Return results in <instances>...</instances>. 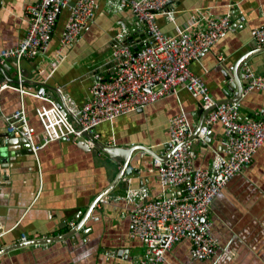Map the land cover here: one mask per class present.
I'll list each match as a JSON object with an SVG mask.
<instances>
[{
    "label": "crops",
    "instance_id": "crops-1",
    "mask_svg": "<svg viewBox=\"0 0 264 264\" xmlns=\"http://www.w3.org/2000/svg\"><path fill=\"white\" fill-rule=\"evenodd\" d=\"M36 1L0 0V49L21 41L29 26L28 7ZM67 1L73 4L76 0ZM229 4L233 6L229 8ZM195 8H203L212 16L230 10L237 26L235 32L226 34L200 60L192 63L212 96L217 101L225 100L226 75H231L243 55L260 48L252 30L264 25V0H179L177 23H188ZM69 15L68 8L60 13L47 52L20 63L13 59L5 62L4 72L15 75L17 81L21 67L26 91L21 93L15 82L0 96V149L2 141L9 140L13 151L11 157L0 161V224L9 230L0 236V249L20 243L22 235L27 240L49 242L5 252L0 255V264H116L137 258L145 248L140 240L130 237L133 204L125 198L127 191L147 186L152 197L174 193L162 186L154 157L147 151L136 150L130 162L132 173L96 203L117 177L121 163L98 147L85 151L78 143L67 140L50 142L37 156L29 152L24 138L7 136L4 115L23 103L33 124L40 128L35 109L50 105L46 98L36 95L42 89L48 97L61 101L58 87H62L65 94L83 104L89 98L92 73L106 70L113 55V40L124 26L132 31L134 38H139L140 46L148 42L145 33L138 31L132 10L118 9L110 0H98L95 17L76 41L58 54L56 49ZM159 23L165 32H175L174 25L164 15L159 17ZM247 62L257 72L264 73V51L251 53ZM241 65L238 74L245 88ZM237 92L228 93L234 98ZM240 106L243 120L264 116V89L246 93ZM181 110L197 127L203 116L199 100L181 90L179 96L166 97L114 122L102 123L98 142L122 148L144 145L168 154L165 147L169 139L168 123ZM223 132L222 124L217 122L210 127L208 142L195 140L197 167L211 165L215 152L222 148ZM212 211L213 231L221 245L218 253L204 261L193 260L191 240L185 239L167 252L163 264H264V144L253 161L221 190ZM88 214L83 227L70 235ZM60 236L66 237L60 239Z\"/></svg>",
    "mask_w": 264,
    "mask_h": 264
},
{
    "label": "built area",
    "instance_id": "built-area-1",
    "mask_svg": "<svg viewBox=\"0 0 264 264\" xmlns=\"http://www.w3.org/2000/svg\"><path fill=\"white\" fill-rule=\"evenodd\" d=\"M110 1L118 9L132 10L138 31L147 36V44L140 46L139 38H134L132 31L124 26L113 40V55L106 70L92 73L89 98L83 104L65 94L62 87H58L61 101L48 97L43 89L36 95L46 98L50 105L35 109L40 128L33 124L23 103L4 115L7 136L24 138L37 156L55 140L83 141L92 150L101 139L102 123L114 122L166 97L179 96L181 90L190 92L203 109L209 110L204 124L193 139L196 127L184 110L170 118L167 144L172 146L167 150L172 154L165 160L154 157V165L162 186L174 193L152 197L147 186L127 191L125 198L133 204L130 237L140 240L145 251L137 258L116 264H163L167 252L185 239L191 240L193 260H207L221 249L213 231V203L264 144V116L243 120L240 102L218 104L206 82L192 68L194 61L200 60L226 34L235 32L237 26L230 10L212 16L203 8H195L188 23L178 24L179 0ZM97 5L98 0H76L73 4L67 0H37L28 7L29 26L21 41L0 49V64L5 65L11 59L20 63L47 52L58 17L68 8L70 15L56 49L62 54L95 17ZM232 6L229 4V8ZM161 15L174 25L173 34L165 32L160 25ZM252 36L260 48L264 47V25L254 28ZM241 66L246 79L243 96L254 89H264V73L257 72L247 61ZM18 72L17 88L24 94L21 67ZM11 86V82L2 79L0 69V96ZM217 122L224 128L222 148L215 152L209 167H197L194 142L205 143L210 127ZM166 155L160 153L161 157ZM129 168L132 170L131 165ZM8 231L0 224V236ZM27 239L22 235L20 243Z\"/></svg>",
    "mask_w": 264,
    "mask_h": 264
},
{
    "label": "water",
    "instance_id": "water-1",
    "mask_svg": "<svg viewBox=\"0 0 264 264\" xmlns=\"http://www.w3.org/2000/svg\"><path fill=\"white\" fill-rule=\"evenodd\" d=\"M136 50H138V48H136ZM262 52L264 51V47H261V48H258L256 49L255 51H251L249 52L248 54L246 55H243L238 64L236 65V67L234 68V70L232 71L231 75L227 74V86L225 88V92L227 93V98L225 100H220L218 101L217 103L218 104H221V103H232V102H240V100L242 99L243 97V84L239 78V74H238V68L240 67V65L247 61V58L249 57V55L251 53H254V52ZM10 61V60H8ZM8 66V64H7ZM11 66V65H9ZM4 68H7L4 64H0V69H1V72H2V79H6L8 80L9 82L11 83H17L18 81L15 79V75H10L8 76V74H6L4 72ZM9 69H6V71H8ZM11 77V79L9 78ZM233 80V81H232ZM229 90H237V94L234 98H231L229 96ZM43 91V89L41 90ZM40 91V92H41ZM58 106L60 108L63 107V104L62 103H58ZM201 107V111H202V119L200 120V122L198 123L197 127H196V130H195V135L192 137L193 139L196 138L198 136V133L199 131L201 130V127L203 126L204 124V121H205V117L207 116L209 110H206V109H203L202 105H200ZM87 135V134H86ZM210 137V135H208ZM209 137L207 138V142L209 141ZM28 145V144H27ZM78 146L82 149H84L85 151H89L91 150L86 143H84L83 141L82 142H79L78 143ZM171 144H166L165 147L168 148H171ZM11 147V142L9 140H5V141H2V149H0V161L2 158H9L13 155V151L12 149L10 148ZM29 147V152L32 151L31 147L28 145ZM96 147H98L99 149H101V151L107 153L108 155H110L113 159H115L116 161H118L119 163L122 164V167L117 175V177L115 178V180L112 182L111 186L105 190L103 193H101L98 198L96 199V203L99 202L100 200H102V198L107 195V193L114 187L117 185V183L126 175L128 174H131L132 170L129 168V166L131 165L130 162H131V157H132V154L136 151V150H143V151H147L149 152L153 157H159L163 160L167 159L170 157V155L172 154V151H170L165 157H161L160 156V153L155 151L153 148H150V147H147V146H144V145H135V146H131L130 148H122V147H116V146H107V145H104V144H100L99 142H96ZM25 151V150H23ZM33 152V151H32ZM1 171H2V167H0V175H1ZM95 205V204H94ZM93 206L90 207L89 211H91L93 209ZM88 211V213H89ZM91 213V212H90ZM89 215H86L83 219L84 222H81L80 223V226L79 227H76V228H73L74 230L71 232L70 235L74 234V232H77L78 230L81 229V227H83V225L85 224V222L87 221V219L89 218ZM62 238H65L66 236L62 237ZM49 242V240H41V239H38V240H27L25 242H22V243H18V244H15V245H10V246H6L4 248H1L0 249V255L5 253V252H8L12 249H15V248H18V247H22L24 245H33V244H41V243H47ZM123 254V253H122ZM120 254V257L121 255Z\"/></svg>",
    "mask_w": 264,
    "mask_h": 264
},
{
    "label": "trees",
    "instance_id": "trees-1",
    "mask_svg": "<svg viewBox=\"0 0 264 264\" xmlns=\"http://www.w3.org/2000/svg\"><path fill=\"white\" fill-rule=\"evenodd\" d=\"M27 112H28V110H27ZM29 114V113H28ZM30 116V115H29ZM39 128V127H38Z\"/></svg>",
    "mask_w": 264,
    "mask_h": 264
}]
</instances>
